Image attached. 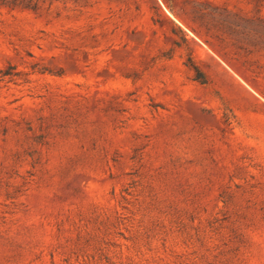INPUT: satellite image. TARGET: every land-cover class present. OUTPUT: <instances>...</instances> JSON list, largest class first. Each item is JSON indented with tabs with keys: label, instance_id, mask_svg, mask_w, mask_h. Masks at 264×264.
I'll list each match as a JSON object with an SVG mask.
<instances>
[{
	"label": "rangeland",
	"instance_id": "rangeland-1",
	"mask_svg": "<svg viewBox=\"0 0 264 264\" xmlns=\"http://www.w3.org/2000/svg\"><path fill=\"white\" fill-rule=\"evenodd\" d=\"M30 1L0 5V264H264V0Z\"/></svg>",
	"mask_w": 264,
	"mask_h": 264
},
{
	"label": "trees",
	"instance_id": "trees-1",
	"mask_svg": "<svg viewBox=\"0 0 264 264\" xmlns=\"http://www.w3.org/2000/svg\"><path fill=\"white\" fill-rule=\"evenodd\" d=\"M0 5L8 7H23L31 8L35 10V5L32 4L30 0H0ZM190 65L197 74V78L205 79L203 72L196 66L192 60H190Z\"/></svg>",
	"mask_w": 264,
	"mask_h": 264
}]
</instances>
